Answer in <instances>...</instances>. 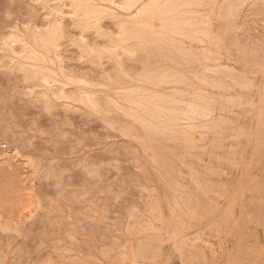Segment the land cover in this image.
Segmentation results:
<instances>
[{"label":"rangeland","instance_id":"obj_1","mask_svg":"<svg viewBox=\"0 0 264 264\" xmlns=\"http://www.w3.org/2000/svg\"><path fill=\"white\" fill-rule=\"evenodd\" d=\"M144 1L0 0V264H264V0Z\"/></svg>","mask_w":264,"mask_h":264},{"label":"bare ground","instance_id":"obj_2","mask_svg":"<svg viewBox=\"0 0 264 264\" xmlns=\"http://www.w3.org/2000/svg\"><path fill=\"white\" fill-rule=\"evenodd\" d=\"M66 1H67V0H66ZM145 1H147V0H145ZM145 1H144V2H145ZM144 2H141V3H144ZM211 2H212V1H211ZM211 2H210V3H211ZM59 3H60V1H59ZM62 3H63V2H62ZM120 5H121V3H120ZM120 5H119V6H120ZM124 5H125V4H124ZM139 5H140V4H139ZM122 6H123V5H122ZM101 7H102V6H101ZM104 8H106V7H104ZM135 9H136V8H135ZM135 9H134V10H135ZM133 13H134V11H133ZM78 16H79V15H78ZM132 20H133V19H132ZM124 28H125V27H124ZM126 29H127V28H126ZM127 30H129V29H127ZM118 31H119V30H118ZM138 31H139V30H138ZM131 34H133V33H131ZM108 41H109V40H108ZM126 46H128V45H126ZM111 49H113V48H111ZM123 50H124V49H123ZM118 51H119V50H118ZM88 94H89V93H88ZM84 95H85V94H84ZM86 96H87V94H86ZM89 96H90V94H89ZM84 97H85V96H84ZM87 98H91V97H86V100H87ZM89 100L91 101V99H88L87 101L89 102ZM263 192H264V191H263ZM245 193H246V192H245ZM254 206H255V205H254ZM252 214H253V213H252ZM256 214H257V213H255L254 215L256 216ZM254 215H252V216H254ZM257 216H258V214H257ZM250 218H251V217H250ZM244 220H246V219L244 218ZM250 220H251V219H250ZM257 220H258V219H257ZM253 221H254V220H253ZM253 221H252V222H253ZM247 222H248V221H247ZM255 223H256V222H255ZM262 223H263V222H262ZM229 257H230V256H229Z\"/></svg>","mask_w":264,"mask_h":264}]
</instances>
